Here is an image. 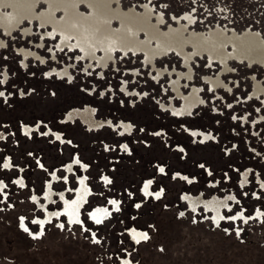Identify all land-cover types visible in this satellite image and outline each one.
<instances>
[{
	"label": "rangeland",
	"instance_id": "1",
	"mask_svg": "<svg viewBox=\"0 0 264 264\" xmlns=\"http://www.w3.org/2000/svg\"><path fill=\"white\" fill-rule=\"evenodd\" d=\"M46 1L39 0L35 13L48 10ZM148 6L154 22L162 16L164 31L179 20L188 25L187 35L221 28L229 35L251 30L264 38V0L112 3L123 11L143 12ZM79 9L90 11L85 3ZM11 12L9 5L0 8V13ZM62 17V11L56 13ZM26 27L32 33L23 35ZM52 27L26 19L9 35L0 28V264H123L124 259L133 264H264V92L254 93L256 81L264 86V65L230 59L225 70L207 53L196 55L192 78L181 77L180 89L189 95L199 88L203 102L190 115L178 116L163 105L182 104L171 86L178 72H188L181 56L171 51L157 58L156 67L174 72L156 80V69L145 64L142 53L116 50L115 62L99 67L82 58L79 49L59 48V35L47 34ZM23 49L36 55L24 57ZM54 68H69V75L50 74ZM208 76H220L223 84L212 88ZM86 106L90 120L67 118L71 110ZM121 121L131 129H122ZM193 129L211 138L193 136ZM80 177L91 190L81 208L83 223L54 215L44 235L33 239L39 224L31 221L45 217L39 202L46 203L47 184L53 198L46 208L58 211L63 207L59 193L73 199ZM148 181L153 195L146 196ZM161 189L157 199L154 193ZM184 194L225 199L222 217L238 218L220 219L217 226L211 210L193 209ZM111 199L119 203V212ZM99 205L112 211L97 225L89 212ZM133 227L146 231L149 239L137 244L129 233Z\"/></svg>",
	"mask_w": 264,
	"mask_h": 264
},
{
	"label": "bare ground",
	"instance_id": "2",
	"mask_svg": "<svg viewBox=\"0 0 264 264\" xmlns=\"http://www.w3.org/2000/svg\"><path fill=\"white\" fill-rule=\"evenodd\" d=\"M115 0H47L48 11L44 16L45 22L52 23L55 28L63 33L66 38H75L79 45L89 55L98 57L97 51H103L102 61L112 56L113 46L126 50H134L146 53L147 60L153 61L156 56L169 54L171 51L183 56L188 63L193 54L202 56L207 53L213 59L223 64L224 69L229 67L228 62L231 55L246 57L250 62H264V39L261 35L247 34L238 36L237 33L229 35L226 31L217 28L207 33L191 32L187 35L188 25L178 20L177 27H170L168 31L161 29L163 19L156 18L153 23V12L146 7L143 13H137L135 9L123 11L120 7L113 8ZM34 0H17L15 7H19V17L11 15L9 21H2L4 25H10L15 19L23 16H32L34 12ZM84 2L90 13H82L79 5ZM61 9L64 17L60 20L54 19L53 10ZM47 19V20H46ZM54 19V20H53ZM119 20L120 27L111 28V21ZM192 22L188 18L187 24ZM144 34L145 38H141ZM187 45L193 46V53L187 51ZM232 46V52L228 50ZM248 49V50H246ZM91 54V55H92ZM214 85L223 84L220 76L213 81Z\"/></svg>",
	"mask_w": 264,
	"mask_h": 264
},
{
	"label": "flooded vegetation",
	"instance_id": "3",
	"mask_svg": "<svg viewBox=\"0 0 264 264\" xmlns=\"http://www.w3.org/2000/svg\"><path fill=\"white\" fill-rule=\"evenodd\" d=\"M16 4H17L16 0H0V8H2L4 6H7V5L12 7V12H11L12 14L11 15H13L14 13H16L18 11L19 7H15ZM3 14L4 13H0V28L2 29V32H4L5 34L9 35L16 28H18L22 23H19L18 19H15L13 22H10V25H4V22L2 21ZM14 18H18V17H14ZM170 27H173V26H170ZM51 30L52 31L47 32L48 35L54 37V35L58 34L59 37H60V42L58 44L59 48H61V49L68 48L71 51L74 50V49H79L81 51L82 58L88 59L90 64H92L93 62H96L97 66L104 68V67H106L108 65L109 61L113 60V62H115V60H116V58L114 57V58H108V59H105V60L102 61L101 59H102V54L103 53H101V51H102L101 49H98V51H97V54L99 52V53H101V56L93 57L94 54L91 53L92 55L91 54L89 55L79 45H77L75 38H72L74 41L71 42V38H69V39L67 37L65 38L63 36L64 34L61 33L60 31H58L55 27H52ZM22 32H23V35H26L28 33H32V28L31 27H26V28H24L22 30ZM187 47H190L191 49H193L192 45H187ZM129 52L130 51H128V53ZM189 52L193 53V51H189ZM22 53H23L24 57H27L28 55H32V54L36 55L35 53H33L31 51H28V50H25V49L22 50ZM140 53H142L144 55L145 64L146 65H150L153 68V70L156 69V71L154 72V73H156V76H155L156 80H159L166 73L171 75L174 72V71L172 72L168 68H158V67H156V65L154 63L157 58L164 57V56H166L168 54L163 55V56H156L153 59V61L150 62L151 60H147L146 55L142 51ZM174 53H176V52H174ZM176 54L178 55V53H176ZM196 55H198V54L194 53L193 56H191V60L188 63H186L185 58L183 56H181L184 65L188 68V72L187 73L178 72V75H177L178 78L177 79H172V81H171V86H172L173 90L179 96H181L183 98L182 99V104L180 106H176L173 103L168 104V105H163L164 107H168L172 111V113H176V115H178V116L190 115L191 113H193L194 109L198 105H200V103L203 102L202 98L199 95V92H200L199 88L194 87L191 90L189 95H183L182 92H181V89H180V87H181V77H183L185 75V77L188 79V81L192 78L193 67L191 66V61H192V59H194V57ZM52 72L57 73L59 76H67V75H69V68H64V69H60V70L57 69V68H54L50 72V74ZM205 80L210 83V86L212 88H215V85L212 82L213 79L210 76L205 77ZM89 111H90V108L88 106H86L83 109H78V108L77 109H73L66 116H67V118H72V117H74L76 115H82L84 118L88 117V119L90 120L91 117H92V114ZM108 122H109V124L113 125V123L111 121H108ZM120 123H121L122 129H125V130H130L131 129V124L130 123L123 122V121H121ZM113 127H117V126L113 125ZM24 130L29 132L30 131V127L24 128ZM191 132L192 133L193 132L197 133V135H195V136H201L203 138L209 137L208 133L202 132L201 130L193 129V130H191ZM56 135L61 137V135L58 134V133H56ZM72 165L73 164H69L67 166V169L70 170ZM81 180H83V183H80ZM2 187H3V182L0 183V189H2ZM143 190L145 191V187H143ZM147 191L149 193H152L151 190H150V184L147 187ZM90 192H91V190L88 187V185H87V183L85 181V178L80 177L79 178V188L75 191L76 196L73 199H69L65 195V192L59 193V196H60L61 201L63 203V207H62L61 210H58V211H50V210H48L46 208V203L51 201L52 198H53V189L51 187V183L49 182L47 184V186H46V192H45L46 203L39 202V205L45 211V217L44 218L36 217L35 220H44V221L48 222V221L52 220V218H54V215H56L57 218L63 215V216L67 217L68 222L71 221V220H81L82 221V219H81V208L85 204V202L87 201V198H88ZM183 198H184V200L186 202H188L190 204V206L193 209H197L199 206H202V207L206 208L207 210H211V212L214 215V218H215L216 222H219V220L223 216L222 208H223V205L226 203L225 199H222V198H220L218 196H214L212 198L206 199L202 195L193 196L191 194H184ZM36 200H37V198H36ZM111 200H116V199H111ZM111 205L116 209V205H113V204H111ZM96 209H101V210L107 209V213H111V211H112L106 205H99V206H95L94 208H92L89 213L95 212ZM107 213H105L104 211H100V212L96 213V215H97V218L101 219L102 222H103V220H105L107 217H109V215ZM59 224H63V223L60 222ZM22 225H23V227H27L29 229V226L26 225L24 219L22 220ZM44 225L45 224H43V225L39 224V232L41 231V229L43 230ZM133 228L136 229V232H132L131 231ZM133 228H131V230L129 231V233H130V235L132 237V240H134L133 239L134 236L136 237V239H140V236L137 235V234L146 232L144 230L137 229L135 227H133ZM125 262H129V264H133L129 259H124L123 260V264H125Z\"/></svg>",
	"mask_w": 264,
	"mask_h": 264
},
{
	"label": "snow or ice",
	"instance_id": "4",
	"mask_svg": "<svg viewBox=\"0 0 264 264\" xmlns=\"http://www.w3.org/2000/svg\"><path fill=\"white\" fill-rule=\"evenodd\" d=\"M3 95H4V93H3V92H0V96H3ZM53 95H55V94L53 93ZM145 95H147V93H145ZM175 114H176V113H173V115H175ZM44 134H46V133H44ZM121 135H123V133H121ZM156 135H159V133H156ZM192 135L195 136V135H197V133L193 132ZM201 135H202V134H201ZM210 138H211V137H205V139H210ZM56 139L59 140L60 137L57 136ZM67 143L71 144V141L69 140V141H67ZM201 143H203V141H201ZM123 147H124L125 149H127V148H128V145L125 144V145H123ZM180 151L183 152L184 149L181 148ZM76 162H77V164L80 163L79 160H77ZM4 167L7 168V167H9V165H8V164H4ZM41 167H43V165H41ZM85 167H86V166H85ZM200 167L203 168L204 165L201 164ZM164 171H165V169H164L163 167H160V168H159V172L163 173ZM183 179L188 180V177L185 176V177H183ZM104 180H105V183H106V184H111V183H112V180L109 179L108 177H104ZM0 183H2V182H0ZM15 183L19 184L20 181H15ZM80 183H83V180H81ZM151 183H152V181H148V182L145 184V186H144V187H145V195H146V196H147V195H153V193H149V192L147 191V187H148V185L151 184ZM189 183H191V181H189ZM162 193H163V189H161L159 192H155L154 195L156 196L157 199H159V198L161 197ZM129 195H131V193H129ZM32 199H33V200H36V197H32ZM228 199H235V197L230 196V197H228ZM109 202H110L111 204H113V205H116V209H115V210H116L117 212L120 211L119 203H118L116 200H111V201H109ZM237 203H239V202L237 201ZM135 207H136V208H140L141 205H140V204H136ZM100 211H104L105 213H107V209H103V210H101V209H96L95 212H93V213H89V218L92 219V220H94L95 223H96L97 225H99V224L102 223V220H101V219H98V218H97V215H96V213H98V212H100ZM229 211H231V209H229ZM107 214H108V215H111V213H107ZM180 215L183 216L184 213L181 212ZM240 216L242 217V216H243V213H240ZM237 218H238V217L235 216V215L230 216V217H221V219H230V220H233V221L236 220ZM21 220H23V218H21ZM245 222H247V221H245ZM31 223H32V224H40V225H43V224L46 223V221H44V220H32ZM69 223H70V224H82L83 222H82L81 220H71V221H69ZM22 226H23V225H22ZM57 226H58L59 228H61V229H63V228L65 227L64 224H59V225H57ZM217 226H219V222H217ZM24 231H25V232H29V229H28L27 227H24ZM84 231H89V229L85 228ZM131 231H132V232H136V229L133 228ZM225 231L227 232L228 230L225 229ZM43 235H44V232H43V230L41 229V231L38 233V235H33V239H37V238H39L40 236H43ZM95 235H96L95 232H93V233H92V236L95 237ZM137 235L140 236V239H136L135 236L133 237V239L135 240V242H136L137 244H139V243L141 242V240H145V241H146V240L149 239V236H148V233H147V232H144V233H138ZM94 242H95V243H100L99 240H95ZM160 250L163 251V249H160ZM125 264H129V262H125Z\"/></svg>",
	"mask_w": 264,
	"mask_h": 264
},
{
	"label": "crops",
	"instance_id": "5",
	"mask_svg": "<svg viewBox=\"0 0 264 264\" xmlns=\"http://www.w3.org/2000/svg\"><path fill=\"white\" fill-rule=\"evenodd\" d=\"M17 1V0H16ZM74 1V0H73ZM38 2H39V0H34V2H33V4H34V7L38 4ZM81 3H84V2H81ZM47 6H48V4H47ZM80 6V5H79ZM12 8V7H11ZM148 8H150L149 6H148ZM151 9V8H150ZM35 10H37V7L36 8H34V12H35ZM130 10H132V9H130ZM130 10H128V11H130ZM152 10V9H151ZM48 11V10H47ZM47 11H43L41 14H38V12H36L34 15H32V16H23L21 19H20V21H19V23H23V21L24 20H26V19H28V20H30V22H32L34 19H38V21H39V24H40V26H49V25H52L53 27H55L52 23H50V22H45V18H44V16L45 15H47ZM59 11H61V9H55V11L53 10L52 12L54 13L53 14V16H54V19H56V20H60V19H57L56 18V13H58ZM136 12L137 13H143V12H139V11H137L136 10ZM153 12V11H152ZM62 13H63V17H64V12L62 11ZM84 13V12H83ZM87 13V12H86ZM88 13H90V11L88 12ZM12 14V13H11ZM10 14V15H11ZM8 16L7 14H3V19H4V21H6V19L7 20H9V18L11 17V16ZM19 15H20V13H19V8H18V11L16 12V16L15 17H19ZM158 17H160V18H162V16L161 15H158ZM158 17H156V18H158ZM186 18L188 19V18H191L189 15H187L186 16ZM53 19V20H54ZM153 19V18H152ZM163 19V18H162ZM47 20V19H46ZM116 19H113L112 21H111V28H114V29H116V28H118V27H120V25L118 26V27H114L113 26V21H115ZM117 21H119V20H117ZM153 23H157V22H154V21H152ZM120 24V23H119ZM185 26H187V25H185ZM221 29V28H220ZM216 30V29H215ZM222 30V29H221ZM212 31H214V30H212ZM236 33V32H235ZM255 34V35H260V34H258L257 32H253V31H251V30H247V31H245L242 35H239L238 34V36H246L247 34ZM262 38V37H261ZM262 39H264V38H262ZM113 48V51H112V56L110 57V58H114L115 57V51L116 50H119L121 53H128V51H130L131 53H140L139 51H134V50H126V52L123 50V49H121L120 47H112ZM246 50H248V49H246ZM187 51L189 52V50L187 49ZM230 52H232V51H230ZM101 53H103V51H101ZM144 53V52H143ZM145 55H146V53H144ZM102 56H103V54H102ZM231 57L232 58H230V59H237V60H239L240 62H247V63H249L250 65H253V64H256V63H259V64H261V65H264V62H260V61H253V62H250L249 61V59H247L246 57H244V58H240V57H238L237 55L236 56H233V55H231ZM210 60H211V58H210ZM219 61L218 60V58H215V59H213V61ZM229 69V67H226V70H228ZM213 80L215 79V78H213V77H211ZM218 85H215V87H217ZM261 92H264V86H262V84L260 83V82H258V81H256L255 82V90H254V93L256 94V95H259Z\"/></svg>",
	"mask_w": 264,
	"mask_h": 264
}]
</instances>
